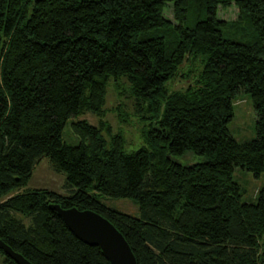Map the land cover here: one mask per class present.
Segmentation results:
<instances>
[{
    "label": "trees",
    "instance_id": "trees-1",
    "mask_svg": "<svg viewBox=\"0 0 264 264\" xmlns=\"http://www.w3.org/2000/svg\"><path fill=\"white\" fill-rule=\"evenodd\" d=\"M232 5L238 18H221ZM111 82L119 121L143 123L130 152L106 119ZM241 91L257 114L243 143L228 127ZM89 112L99 124L73 121L80 143H66L68 120ZM45 156L69 194L24 188ZM238 167L264 172V0H0V238L15 251L34 264H111L58 203L109 219L138 264H264V188L243 201ZM101 194L137 200L140 215Z\"/></svg>",
    "mask_w": 264,
    "mask_h": 264
},
{
    "label": "rangeland",
    "instance_id": "rangeland-1",
    "mask_svg": "<svg viewBox=\"0 0 264 264\" xmlns=\"http://www.w3.org/2000/svg\"><path fill=\"white\" fill-rule=\"evenodd\" d=\"M165 15L172 20L174 19L172 7L166 9ZM219 16L226 20H235L239 16V9L235 5L221 8ZM190 67L191 65H188L187 68L186 64L184 65V69L186 70H189ZM193 69L195 70L196 67H193ZM197 74L198 70L196 73L191 72L190 77L185 78V80L184 78H178L173 81L174 83L171 81L169 86L172 89L184 88L188 83L190 84L194 82ZM119 101L122 102L116 94L114 84L111 82L108 85L106 94V119L111 123L114 133L120 132L124 135L126 139L125 150L130 152L139 148L143 144L141 136L143 123L133 117L129 120V122H120L114 112L115 107L119 104ZM129 102L130 100L128 103ZM233 107L234 117L228 124L231 134L241 143L255 139L257 137V114L253 106L251 95L245 91H241L238 97L234 100ZM131 110L132 109L129 103L128 111L131 112ZM81 119H86L93 125L99 124V119L91 112L79 117H72L68 120L63 129V139L66 143L71 145H77L80 143V137L74 132L72 122ZM189 159L191 158L189 157ZM197 160H200V157L193 158V161ZM66 178V173L56 171L53 168L50 157L45 156L36 165L33 176L24 188H46L59 193L69 194L71 191L65 188ZM233 180L240 185L242 200L246 202H256L258 192L264 188V172L259 177H256L252 172L238 167L233 173ZM99 199L107 206L113 207L122 212L133 216L140 215L139 203L133 198H116L101 194ZM1 261L2 255L0 254V264H2Z\"/></svg>",
    "mask_w": 264,
    "mask_h": 264
},
{
    "label": "water",
    "instance_id": "water-1",
    "mask_svg": "<svg viewBox=\"0 0 264 264\" xmlns=\"http://www.w3.org/2000/svg\"><path fill=\"white\" fill-rule=\"evenodd\" d=\"M68 228L84 242L99 246L111 264H138L137 258L123 233L106 217L91 209L64 208L51 203ZM0 249L18 264H34L0 238Z\"/></svg>",
    "mask_w": 264,
    "mask_h": 264
}]
</instances>
